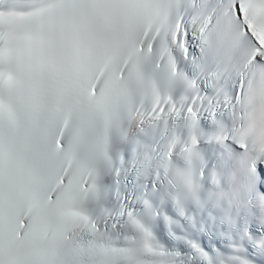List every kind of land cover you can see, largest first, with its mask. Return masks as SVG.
<instances>
[{"label":"snow or ice","instance_id":"obj_1","mask_svg":"<svg viewBox=\"0 0 264 264\" xmlns=\"http://www.w3.org/2000/svg\"><path fill=\"white\" fill-rule=\"evenodd\" d=\"M0 264H264V0H0Z\"/></svg>","mask_w":264,"mask_h":264}]
</instances>
